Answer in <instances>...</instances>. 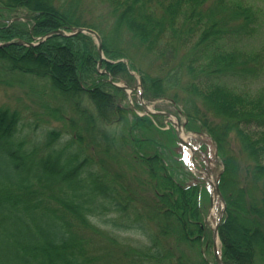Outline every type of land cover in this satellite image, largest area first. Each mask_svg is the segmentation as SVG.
Here are the masks:
<instances>
[{
    "label": "trees",
    "instance_id": "1",
    "mask_svg": "<svg viewBox=\"0 0 264 264\" xmlns=\"http://www.w3.org/2000/svg\"><path fill=\"white\" fill-rule=\"evenodd\" d=\"M98 1L88 19L86 0H0V88L24 87L42 106L29 122L0 106V264H217L208 190L196 173L179 177L181 151L168 161L183 146L171 121L165 141L147 136L164 132V115H139L140 91L128 103L113 82L174 104L196 134L195 165L218 181L223 263L264 264V86H247L264 51L238 44L257 30L256 9ZM79 26L97 31L102 58L87 32L48 34Z\"/></svg>",
    "mask_w": 264,
    "mask_h": 264
},
{
    "label": "rangeland",
    "instance_id": "2",
    "mask_svg": "<svg viewBox=\"0 0 264 264\" xmlns=\"http://www.w3.org/2000/svg\"><path fill=\"white\" fill-rule=\"evenodd\" d=\"M246 3L252 5L255 9H256V13L258 16L257 22L258 27L257 30L251 34L250 36L245 37L241 42H239L238 44L243 47L244 49L247 50H257V49H261L264 51V0H243ZM86 2H88L89 5H93L94 9H91V11L85 10L84 12V17L86 18H94L95 16H97V12H99L100 9V3L98 0H86ZM1 10V9H0ZM101 10V9H100ZM137 76V75H135ZM142 86V85H141ZM247 86L250 89H255L258 86H264V70L262 71L261 75H259L258 78L253 79L251 81L248 82ZM131 88V87H129ZM135 88V89H134ZM140 89V82L136 85H134L133 88H131V91H127V99L128 103H132L133 99H134V90H139ZM25 88H21L17 85L14 86H10V87H6L5 89H1L0 88V106L1 105H5V106H9V107H16L18 108L21 113H22V117H24V121L25 122H29L33 119V117H36V115H40L39 112L42 110V106L38 105L35 101H31V93H26L25 92ZM136 96H139V99L142 103H145L148 107L149 110L151 111H161V112H165V111H170L171 113H175V106L174 104H172L170 102L169 99H151V100H145L142 97V92L141 94H136ZM124 102V101H123ZM135 112L140 114H146V112L144 111L143 107L138 109L135 108ZM148 112V111H147ZM164 117L162 118H158L157 121H162L163 126H161L160 128L165 129L164 132H155V130H151L149 131V133H147L146 135L151 137L153 140L156 141H165L167 138L166 135V129L170 128V124L168 123L170 121V119L166 118V115L163 113ZM180 115V121L182 119L183 116ZM52 117V116H50ZM173 117V116H172ZM60 121L54 120L52 119L50 121V125H59ZM47 124V123H46ZM27 127V124L24 125V128ZM174 128V127H173ZM173 131L177 136L176 130L175 128L173 129ZM141 135V132L139 133V131H136L135 135ZM201 138L203 139V135H200ZM181 137L183 139H185L188 142L192 141V138L194 139L196 137V134L192 131H185L183 128V131L181 132ZM179 139V138H178ZM177 139V140H178ZM170 143H168L169 145ZM191 144V143H190ZM181 151V158L183 160V164L179 167H177L179 170L177 171V174L179 175V177L181 179H183L184 177L186 178V181H192L193 178L195 177L194 175L191 174L192 173H196L197 175H199V179H201V183L203 184V187L205 189H207L206 193H202L201 197H200V202L201 204L205 207V212H206V218L209 222V224L212 226H214L215 222H216V218L217 216L221 213V208H222V202L219 200V198H217L215 201L212 202V197L214 196L212 194V187L209 183V181L213 180L214 174L210 171V173H206L201 171L196 165H195V160H194V153L192 155L191 150H189L186 146H178L177 144L173 147H170V157L168 158V161L170 162V164L173 163V160L175 159L177 162H179V153ZM129 152V151H128ZM178 152V153H177ZM214 152V150H213ZM212 152V153H213ZM209 166H214V162L213 160H210L209 162ZM214 207V210H213ZM216 244L218 246V248L220 247L219 244V239H216Z\"/></svg>",
    "mask_w": 264,
    "mask_h": 264
},
{
    "label": "water",
    "instance_id": "3",
    "mask_svg": "<svg viewBox=\"0 0 264 264\" xmlns=\"http://www.w3.org/2000/svg\"><path fill=\"white\" fill-rule=\"evenodd\" d=\"M79 31L87 32V33L91 34L95 38V40L97 42L98 52L100 53L101 58H102L103 54H102V49H101V38H100L99 34L97 33V31H95L93 28L79 26V27H74L73 31H71V32H66L63 29H56V30L50 31L48 34L59 33V34H62V35H70V34H74V33L79 32ZM16 42H20V40H18ZM4 44H8V42H6ZM100 64H101V60L98 61V66L99 67H100ZM113 83L115 85H117V86L124 87V89L127 90V91H131V88H129L126 84H121V83H116V82H113ZM141 92H142V86L140 84V94H141ZM142 106H143V108H144V110L146 112L148 111V112H152V113H164L166 115V117L171 120L172 125L174 126V128L176 130V133H177V136H178L179 140L184 144V146L188 147L191 150V152L193 153V149L191 148V144L181 137V132L183 131V126L180 123V118L175 113H171L170 111H165V112L151 111V110L148 109V107H147V105L145 103H142ZM210 185L212 187V194L214 195L212 197V202L215 201L217 198L222 200L221 193H220V190H219V187H218L217 179L213 178V180L210 181ZM222 203H223V205H222L221 213L217 216L214 226H212V230H213L212 231V237H213V246H212V248H213L214 258H215V261H216L217 264H224L223 260L221 259V256H220L218 246L216 244V239L218 238L217 226H218V223H219V221L221 219V216H222V213H223V207H224V202L222 201Z\"/></svg>",
    "mask_w": 264,
    "mask_h": 264
},
{
    "label": "bare ground",
    "instance_id": "4",
    "mask_svg": "<svg viewBox=\"0 0 264 264\" xmlns=\"http://www.w3.org/2000/svg\"><path fill=\"white\" fill-rule=\"evenodd\" d=\"M213 210H214V207H213Z\"/></svg>",
    "mask_w": 264,
    "mask_h": 264
}]
</instances>
